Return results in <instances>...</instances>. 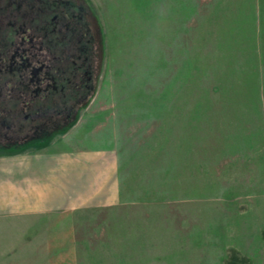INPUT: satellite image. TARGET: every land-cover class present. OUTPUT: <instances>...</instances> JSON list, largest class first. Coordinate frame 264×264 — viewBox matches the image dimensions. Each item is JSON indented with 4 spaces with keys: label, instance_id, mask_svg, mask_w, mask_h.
Here are the masks:
<instances>
[{
    "label": "rangeland",
    "instance_id": "374dc122",
    "mask_svg": "<svg viewBox=\"0 0 264 264\" xmlns=\"http://www.w3.org/2000/svg\"><path fill=\"white\" fill-rule=\"evenodd\" d=\"M85 3L95 89L76 127L97 126L146 193L78 213L77 264H264V0ZM11 31L0 21V37ZM30 224L0 217V264L62 252Z\"/></svg>",
    "mask_w": 264,
    "mask_h": 264
},
{
    "label": "flooded vegetation",
    "instance_id": "af4514ba",
    "mask_svg": "<svg viewBox=\"0 0 264 264\" xmlns=\"http://www.w3.org/2000/svg\"><path fill=\"white\" fill-rule=\"evenodd\" d=\"M5 8L10 14H0V21L12 31L0 37V150L10 151L47 143L75 125L82 102L95 89L89 85L94 62L81 55L82 40L89 36L93 44L98 26L85 0H0ZM24 19L34 28L17 27ZM6 70L13 76L2 79Z\"/></svg>",
    "mask_w": 264,
    "mask_h": 264
},
{
    "label": "crops",
    "instance_id": "0c3cea01",
    "mask_svg": "<svg viewBox=\"0 0 264 264\" xmlns=\"http://www.w3.org/2000/svg\"><path fill=\"white\" fill-rule=\"evenodd\" d=\"M78 122L47 143L0 153V217L30 221L33 237L53 230L46 243L62 252L52 264H77L71 247L78 213L120 205L125 193H146L126 178L117 146L95 133L97 126L84 123L78 131Z\"/></svg>",
    "mask_w": 264,
    "mask_h": 264
},
{
    "label": "trees",
    "instance_id": "16d2710c",
    "mask_svg": "<svg viewBox=\"0 0 264 264\" xmlns=\"http://www.w3.org/2000/svg\"><path fill=\"white\" fill-rule=\"evenodd\" d=\"M74 124V122L72 123V124H69L68 125V127L67 128H65L62 132H65V131H67L69 128H71L72 127V125ZM16 150H19V149H16Z\"/></svg>",
    "mask_w": 264,
    "mask_h": 264
}]
</instances>
